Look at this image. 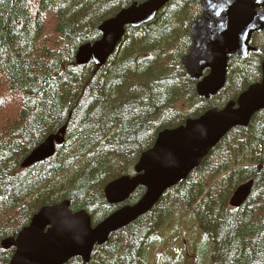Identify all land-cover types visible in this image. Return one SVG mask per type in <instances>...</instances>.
Returning a JSON list of instances; mask_svg holds the SVG:
<instances>
[{
	"label": "trees",
	"instance_id": "trees-1",
	"mask_svg": "<svg viewBox=\"0 0 264 264\" xmlns=\"http://www.w3.org/2000/svg\"><path fill=\"white\" fill-rule=\"evenodd\" d=\"M144 1L0 0V264L14 252L1 243L15 239L43 206L68 201L73 212L90 215L92 226L101 223L122 206L107 203L105 187L133 176L161 131L222 109L261 81L264 34H256L247 60L230 58L225 88L207 101L196 96L197 81L181 61L202 13L198 0H173L149 24L128 28L101 68L75 63L80 46L100 39L103 21ZM64 126L54 156L22 169ZM249 181L244 205L230 208L233 193ZM144 193L138 188L124 205ZM173 227L198 232L190 240L194 257L201 242L212 264H264V110L232 130L148 214L95 247L88 264H187L184 242L166 246L164 231Z\"/></svg>",
	"mask_w": 264,
	"mask_h": 264
},
{
	"label": "water",
	"instance_id": "water-1",
	"mask_svg": "<svg viewBox=\"0 0 264 264\" xmlns=\"http://www.w3.org/2000/svg\"><path fill=\"white\" fill-rule=\"evenodd\" d=\"M173 0H146L134 3L105 20L98 27L101 38L81 46L76 54L78 66L105 65L124 38L126 29H137L154 20ZM201 16L190 28L191 47L181 64L188 76L198 81L195 94L209 100L227 82L230 57L246 60L255 48L251 39L264 34V0H198ZM262 80L243 92L224 108H212L184 125L161 131L151 149L141 154L133 176L110 182L104 195L110 205H121L138 189L145 190L133 206H122L92 227L85 211L72 212L70 203L42 207L15 239L4 240V250L14 249L9 264H66L80 258L90 262L95 247H102L110 236L148 214L163 194L181 184L201 165L209 153L234 129L248 127L252 117L264 110V58ZM208 72L204 76V73ZM66 126L49 136L22 162L26 169L50 159L56 146L65 141ZM253 182L242 184L233 193L229 206L238 209L248 199Z\"/></svg>",
	"mask_w": 264,
	"mask_h": 264
},
{
	"label": "rangeland",
	"instance_id": "rangeland-1",
	"mask_svg": "<svg viewBox=\"0 0 264 264\" xmlns=\"http://www.w3.org/2000/svg\"><path fill=\"white\" fill-rule=\"evenodd\" d=\"M255 51L256 50H254V52ZM254 52H250L249 55L252 54V53H254ZM263 58H264V55H263ZM243 61H245V60H243ZM190 223H191V221L190 222H187V224H190ZM192 229H193L192 231H189L188 232V233H190L188 235H185L186 233L185 232H182L181 230H180V233L174 232L175 227L170 228L169 230L164 231V235L167 236V238L165 240L166 246L174 245L177 242V240H178V242H180V244H181V242H184V246H185L186 250H184L183 248L182 249L187 252L186 253V255L188 256L187 264H196L195 257L199 259V261L197 262V264H212L211 259H210V256H209V253H207L206 250H203V243H201V242H199L197 244V246L195 245V248H194L196 250L198 248V251L201 252L200 257H197L196 253H195V257L192 254H188L191 250L193 251V246L194 245L192 243L190 244V240H193L192 236L193 235H196V237H198V232L196 230H194L193 227H192ZM177 246L179 247L180 245L178 244ZM157 248L158 247H155V250L154 251H156ZM190 248H191V250H190ZM168 255L171 256L170 253ZM172 257H175V256H172Z\"/></svg>",
	"mask_w": 264,
	"mask_h": 264
},
{
	"label": "bare ground",
	"instance_id": "bare-ground-1",
	"mask_svg": "<svg viewBox=\"0 0 264 264\" xmlns=\"http://www.w3.org/2000/svg\"><path fill=\"white\" fill-rule=\"evenodd\" d=\"M252 38H253V37H252ZM251 40H252V39H251ZM250 43H251V42H250ZM251 46H252V45H251ZM252 47H253V46H252ZM261 74H262V72H261ZM261 80H262V77H261ZM260 82H261V81H260ZM260 82H259V83H260ZM256 84H258V83H256ZM256 84H253V85H256ZM251 86H252V85H251ZM219 93H220V92H219ZM219 93H218V94H219ZM216 96H217V95H216ZM216 96H215V97H216ZM212 98H214V97H212Z\"/></svg>",
	"mask_w": 264,
	"mask_h": 264
}]
</instances>
